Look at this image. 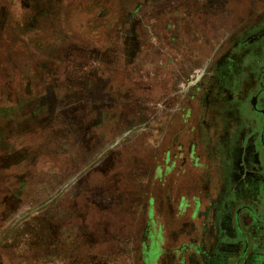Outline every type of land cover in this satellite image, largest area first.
<instances>
[{
	"label": "rangeland",
	"instance_id": "374dc122",
	"mask_svg": "<svg viewBox=\"0 0 264 264\" xmlns=\"http://www.w3.org/2000/svg\"><path fill=\"white\" fill-rule=\"evenodd\" d=\"M260 30L264 0H0V264L180 261L160 166L219 163L226 121L233 164L240 132L258 151V81L226 111L219 85Z\"/></svg>",
	"mask_w": 264,
	"mask_h": 264
},
{
	"label": "crops",
	"instance_id": "0c3cea01",
	"mask_svg": "<svg viewBox=\"0 0 264 264\" xmlns=\"http://www.w3.org/2000/svg\"><path fill=\"white\" fill-rule=\"evenodd\" d=\"M250 19V15L235 19L236 30L227 36V53L232 52L231 43L237 41L236 31L247 25ZM227 56V65L220 73L219 90L224 93L222 106L247 107V96L254 90L259 70L264 68V33L247 41L232 56ZM228 132L225 129L220 137L224 146L223 152L219 148V163L160 166V171L166 174L173 167L181 171L175 180H165L161 185L164 195L168 187H175L177 191L175 223L170 226L159 223L163 237L161 249H167V243L175 241L174 250L180 260L176 264H236L243 248L242 234L235 221L236 210L239 227L249 237L248 255L238 264H264V225L253 220L251 211L244 206L252 207L256 216L264 219V189L262 183H258L250 203L241 201L244 194L242 185L237 190L239 193L232 196L233 155ZM200 172L203 173L200 175ZM187 188L192 190L189 195L183 194ZM201 188L207 194L201 195Z\"/></svg>",
	"mask_w": 264,
	"mask_h": 264
},
{
	"label": "flooded vegetation",
	"instance_id": "af4514ba",
	"mask_svg": "<svg viewBox=\"0 0 264 264\" xmlns=\"http://www.w3.org/2000/svg\"><path fill=\"white\" fill-rule=\"evenodd\" d=\"M263 33H264V30H260L259 33H257V35L259 36ZM257 81H258L257 82L258 88L252 94L251 106H252V110L255 112V114H259V115L264 116V113L260 111V110H264V102L262 101V98H264V68H261V70H259V73L257 75ZM222 94H223V92H222ZM254 96H257V98L255 101V104L253 105L252 102H253ZM223 97H224V95H223ZM223 108H225V111H226L227 105H223ZM224 119L227 120V118H224ZM225 126L224 127H225L226 132H227V121H226ZM239 137H240V140H239L240 146H239V148L237 147V150L239 149V155L236 154V159H235L236 162L232 165L233 174H232V179H231V184H232V190L231 191H233V193H232L233 197L236 196L237 192L239 193V191H237L239 189V185L244 186L243 183H244L245 179L248 176H250L251 174L255 175V177H256L255 188H257L258 183H262L261 185L263 186V189H264V172L260 169L261 166L264 165V121H263L261 129L257 135V139L255 141V145L258 146L257 152L255 151V149H253V147H250L252 151H249L248 149H246L247 144L244 145V143H243L244 137L242 136V132L239 133ZM223 146L221 145V151L222 152H223V150H222ZM248 153H252L254 158L249 159ZM254 153L257 155H255ZM249 161H251V162H249ZM247 166H255L257 169L253 170L251 168H246ZM243 167L245 169L241 170V168H243ZM240 171H243V174L241 177H239V175H238V173ZM263 204H264V198H263ZM244 206L247 207L251 211L253 220L261 221L262 224L264 225V219L257 217L254 210L252 209V207L247 206V205H244ZM235 217H236L235 221H236L237 229L242 234V244H243L242 251L238 255L237 260H236L237 261L236 264H238L240 261L244 260L245 257L248 255L249 237L247 235H245V233H243L239 227L238 210H236V212H235Z\"/></svg>",
	"mask_w": 264,
	"mask_h": 264
},
{
	"label": "water",
	"instance_id": "95a60500",
	"mask_svg": "<svg viewBox=\"0 0 264 264\" xmlns=\"http://www.w3.org/2000/svg\"><path fill=\"white\" fill-rule=\"evenodd\" d=\"M256 98H257V96L253 97V102H252L253 105L255 104ZM260 111L264 113V110H260Z\"/></svg>",
	"mask_w": 264,
	"mask_h": 264
}]
</instances>
